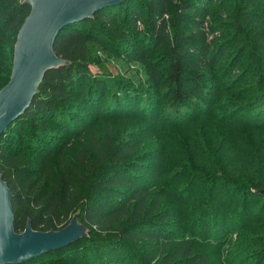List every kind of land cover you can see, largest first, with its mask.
Masks as SVG:
<instances>
[{"label":"trees","instance_id":"obj_1","mask_svg":"<svg viewBox=\"0 0 264 264\" xmlns=\"http://www.w3.org/2000/svg\"><path fill=\"white\" fill-rule=\"evenodd\" d=\"M224 2L125 0L61 32L54 48L67 63L46 73L29 109L3 134L0 173L13 193L16 232L28 221L35 230H60L78 215L87 235L22 264H264V142L248 150L236 134L241 124L264 127V0ZM31 9L25 0H0V90L10 81L18 33ZM206 23L213 33L223 32L222 41L212 42L213 53L212 43L190 35L198 28L206 32ZM141 33V45H123ZM12 37L6 54L3 44ZM116 44L128 58L149 65L157 97L114 80L106 64L99 74L90 72L91 57ZM243 55L250 65L226 86L222 80ZM222 64L225 69L210 75L200 71ZM222 87L234 97L217 106L228 110L212 120L220 117L226 133L201 139V157L166 166L164 177L168 146L141 151L143 142L163 126L211 117ZM162 104L170 111L157 107ZM242 113L248 115L241 119ZM92 115L142 124L131 123L105 143ZM85 134L90 143L75 163L66 159L72 141ZM231 154L232 164L226 158ZM159 184L164 190L154 197Z\"/></svg>","mask_w":264,"mask_h":264},{"label":"water","instance_id":"obj_2","mask_svg":"<svg viewBox=\"0 0 264 264\" xmlns=\"http://www.w3.org/2000/svg\"><path fill=\"white\" fill-rule=\"evenodd\" d=\"M124 1L25 0L32 9L18 33L10 81L0 90V140L9 126L29 109L46 73L67 63L54 48L61 32L93 17L100 9ZM12 197L0 173V264L29 262L87 235L78 215L60 230H35L28 221L23 232H16Z\"/></svg>","mask_w":264,"mask_h":264},{"label":"rangeland","instance_id":"obj_3","mask_svg":"<svg viewBox=\"0 0 264 264\" xmlns=\"http://www.w3.org/2000/svg\"><path fill=\"white\" fill-rule=\"evenodd\" d=\"M228 0H217L218 5H224ZM211 15L208 17V23L211 25L210 22ZM206 23V32L201 30L200 28L191 30L190 35H197L198 37L203 38L204 41L208 43H212L214 39L218 38L220 41H222L224 38L221 39L223 32H220L219 30H216L214 33L208 29V26ZM142 31L145 29V24L142 23ZM233 31V30H231ZM117 36H119V32H117ZM143 33L139 35H134L129 38L128 41H125V44L129 47H136L138 44L141 45L143 41ZM139 36V37H136ZM14 38L10 39V41H7L3 44V47L7 49L6 54H9V51L13 48V43L15 44ZM121 39V38H119ZM124 40V39H122ZM214 48L212 49L213 53L215 50H217V46L212 43ZM124 47L116 44V48H113V50L108 49H101L99 52L94 54L91 57L92 64L90 66V72L92 74H99V69H101V66L103 64H106L107 73H109L114 80H117L115 78H122L126 81L132 82L134 84H137L141 87H143L146 92L154 97H157L158 95L156 92L151 89V85L153 84L152 79H150L151 68H148L149 65L143 64L142 61L135 58H128L125 54L121 52ZM236 51V48L233 50ZM233 55L231 56V58ZM152 60V59H151ZM5 61H9V57L6 56ZM153 61V60H152ZM248 65H250V60L246 58L245 55H243V60L240 62L239 66L235 69L234 74H232L228 78H224L222 81L225 83L227 80L232 81L236 78L237 75L243 74L245 70L247 69ZM100 67V68H99ZM254 65L251 66L253 69ZM226 68L225 64L219 65L217 67L207 68L203 67L200 69L202 72H207L208 75L212 74L213 72H218L219 70H223ZM0 74H4L5 72H0ZM223 73H220L218 76H222ZM100 75H103L100 73ZM109 75V76H110ZM7 77V76H6ZM249 79V78H248ZM246 80L245 83H248L249 80ZM6 80V78H5ZM4 80V81H5ZM213 83H218L217 81H214ZM249 84V83H248ZM215 85V84H213ZM231 85L228 82H226V86ZM224 87H222V90L218 93V95L215 98L216 105L214 107V111L210 116L207 114L199 116L197 119L194 120L191 124H187L185 126L179 127V126H163L155 136L148 137L146 141L143 142L141 151H153L156 152L159 150L160 147L163 145L168 146V151L166 152L163 161L161 162L164 165V177H169V174H166V166L170 167L173 165L178 166H185L187 163L190 164V160L198 159L201 157V155L198 156V153L202 151L200 149V146L202 145L201 139H204L210 134L211 136H216L213 134L216 133H226V130L228 129L225 126L221 127V121L219 120L220 117H217L218 120H212V116L215 115L216 112L224 113L227 108H218V105H221L228 101L230 98H233V94L229 91H224ZM210 91H213L210 89ZM210 95L214 97V92H210ZM105 107L108 105L107 102L104 103ZM165 104H162L160 106H157L158 108H163L165 111H170V108L168 106H164ZM208 105V104H207ZM231 107V106H230ZM229 107V108H230ZM86 108H90L88 105ZM81 115H83V112H80ZM246 114H240L241 119L245 118ZM162 118V116H161ZM206 118H211V121H207ZM92 119V125L96 126L95 130L100 133L102 140L105 143H108L111 139H118V135L122 136L123 133H126L128 129L130 128V124L133 123L134 126H139L142 124V122L139 121H132L128 119H122V120H116V121H110L103 117L99 118L96 117V115L91 116ZM199 119H203V121H199ZM210 122V123H209ZM263 122V121H262ZM262 124H255L254 127H261ZM240 127V126H239ZM254 127L250 125H244L241 124V127L236 130L237 136L242 140V142L245 144L246 149H256L257 146L264 142V127L262 129H254ZM204 128V129H203ZM217 130V131H215ZM206 132V135H205ZM115 137V138H114ZM213 137V141L215 142L216 139ZM222 138V137H221ZM241 140L239 142H241ZM90 143L88 140V134H85L83 137H79L77 139H74L71 143V145L67 148L65 151V158L69 161L75 163V155L78 151L82 150L86 144ZM239 145H242L241 143ZM243 149V147H241ZM222 153L226 154L225 148L222 147ZM136 154L132 155L128 159H131ZM194 155V156H193ZM197 157V158H195ZM227 160L230 164H232V161L236 159L235 154H231L230 157L226 156ZM41 163L40 161H36L35 165H39ZM153 163H156V159H153ZM152 164V163H151ZM163 177V179H164ZM156 179L152 178L151 183H154ZM160 190H164L163 184H159L156 186L153 190V196H157ZM176 222L179 223V219H175Z\"/></svg>","mask_w":264,"mask_h":264}]
</instances>
